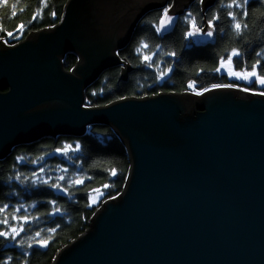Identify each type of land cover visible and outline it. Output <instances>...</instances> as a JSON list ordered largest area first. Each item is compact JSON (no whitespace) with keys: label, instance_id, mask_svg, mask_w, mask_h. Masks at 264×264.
Here are the masks:
<instances>
[{"label":"water","instance_id":"water-1","mask_svg":"<svg viewBox=\"0 0 264 264\" xmlns=\"http://www.w3.org/2000/svg\"><path fill=\"white\" fill-rule=\"evenodd\" d=\"M192 2L68 0L54 28L1 42L0 161L97 125L116 133L130 161L120 195L52 264H264V97L220 88L85 107L106 71L131 72L115 53L146 14L172 3L179 19Z\"/></svg>","mask_w":264,"mask_h":264},{"label":"trees","instance_id":"trees-1","mask_svg":"<svg viewBox=\"0 0 264 264\" xmlns=\"http://www.w3.org/2000/svg\"><path fill=\"white\" fill-rule=\"evenodd\" d=\"M67 2L68 0H46L47 7H44L41 0H0V44L5 40L9 45L16 44L32 32L58 24ZM205 4V0L203 4L193 0L173 28L162 34L156 33L153 25L159 24V15L163 9L146 14L136 28L130 45L119 52L120 58L131 67L127 78L122 77V67L106 71L96 84L86 90L85 104L90 103L91 107H97L121 100L119 98L122 96L129 98L160 93L193 92L187 87L190 81H195L198 91L205 87L211 89L213 84L229 83L239 85L240 88L251 87L253 91H260L257 84L246 86L243 80L229 77L224 70L217 73L214 69L219 66L221 56L227 59L231 49L238 48L243 53V63L236 62V70H240L245 63L251 70V65L260 59L258 71L264 75V58L256 56V52L264 51V22L261 20L264 6L257 0H252L248 6L249 17L246 20L241 17L242 22L249 26L237 36L226 14L228 10L218 8V0H213L207 6H204ZM52 11L56 12L55 18L51 16ZM189 11L196 16L198 26L204 30L209 29L207 22L213 14L219 15V20L214 21L211 40L200 43L195 37L187 40L184 38V33L188 30L184 16ZM36 12H40V15L32 20ZM21 23L26 27L17 31L16 27ZM9 31L13 32L11 37L7 35ZM141 39L149 44V48L144 49L142 54L155 52L151 61L153 67H147L142 62V54L135 52ZM156 45L160 47L156 48ZM168 52H175L176 55L168 56ZM76 62L77 57L70 55L65 58L64 65L70 70ZM168 68L172 71L167 72ZM158 70L167 72L162 80L156 78ZM93 92L97 94L92 95ZM77 142L81 145L79 152H69L67 157L55 152V149L62 147L64 143L75 147ZM17 156L25 157L24 162L16 161ZM41 156L44 157L43 160L36 164L31 163ZM41 167L45 169L44 173H39ZM63 168L68 171L62 172ZM112 169L116 170L115 176L111 175ZM129 169L130 161L125 145L110 127L101 125L88 127L86 134L81 138H48L38 143L16 147L9 157L0 161V206H9L6 212H0V220L7 215L9 225H16L17 228L23 225L25 231L15 241L0 237V262L11 257V264H25V261L27 264H52L62 248L87 230L96 210L105 201L110 200V197L120 195ZM33 171L37 172L41 179L51 177L49 184L57 182L56 177L64 175L65 179L59 183L61 187L69 188V192L63 193L39 181L34 185ZM17 174L20 175V180L15 179ZM77 176L83 179L84 183L70 186V180ZM86 177L92 179L88 180ZM104 184L109 187L103 188ZM96 188L103 194L93 193L98 195V199L95 204H91L87 193ZM49 201L56 203L53 205L48 203ZM21 205L23 207L16 212L15 209ZM55 208L60 211L52 214ZM13 214L17 217L27 216L28 222L13 221ZM50 228H55L56 231L49 232ZM0 230L7 228L0 224ZM37 231L41 232V238L51 237L49 244L42 248L36 245L33 239V247L29 249L27 242L35 237ZM20 240L26 241L24 247L17 246Z\"/></svg>","mask_w":264,"mask_h":264},{"label":"snow or ice","instance_id":"snow-or-ice-1","mask_svg":"<svg viewBox=\"0 0 264 264\" xmlns=\"http://www.w3.org/2000/svg\"><path fill=\"white\" fill-rule=\"evenodd\" d=\"M252 2V0H218V8L220 9H227V16L230 18L232 24L231 27L235 30V33L237 36H240L242 34L243 29L248 28V24L246 22H242L241 17L244 18V20H246L249 17V10H248V6L249 4ZM257 2L261 5L264 6V0H257ZM198 3L203 4L204 0H198ZM41 5H43L44 7H47V3L46 0H41ZM173 5L169 4L167 7L163 8L162 13L159 15V24L158 25H153L155 27V31L158 34H162L164 32H166L168 30L169 27H171L174 24V21L176 19H178V17H175L173 15H170V11L172 9ZM43 9L41 8L40 11H42ZM235 10H239V12L235 11ZM13 15H15V13H13ZM40 15V12H36L33 14L32 16V20L37 19V17ZM51 16L53 18L56 17V12L52 11L51 12ZM219 15L217 14H213L212 18L208 20L207 24H208V28L209 30L205 33L204 29H202L201 27L198 26L197 23V19L196 16L193 15V13L191 11H189L185 16H184V22L188 25V30L184 33V38L187 40L191 37H195V36H199L201 34H205L208 37H212L213 36V32H214V21L219 20ZM261 20L262 22H264V12L261 13ZM55 24H52L51 27H55ZM26 27V25L24 23H21L19 25H17L16 30L17 31H22L24 28ZM7 35L9 37H11L13 35L12 31L7 32ZM5 44L8 43L7 40L4 41ZM160 45H156V48H159ZM149 48V44L146 43L143 39H141L139 41V46L135 48V52L138 54H142L144 49H148ZM116 56H120L119 52L115 53ZM155 55V52L151 53V54H142V62H144L147 67H153V64L151 63L152 61V56ZM166 55L168 56H175L176 53L175 52H168L166 53ZM262 55L261 52H256V56L260 57ZM235 58V59H234ZM243 53L238 49V48H232L231 51L229 52L227 59H225L223 56L220 57L219 60V66L216 67L214 69L215 72L219 73L221 72V70L226 71V74L229 77H233L237 80H243L246 81L249 85L252 84H259L262 88H264V75L259 74V67L261 65V60L257 59L255 61V63H253L251 65V70H249L247 64L245 63L244 66L240 69V70H236V62H242L243 63ZM158 68V65H157ZM172 69L168 68L167 72H171ZM167 72L165 71H157V80H162L164 78V76L167 74ZM189 89H192L193 92L195 93V95L197 96H201L206 92L211 91L212 89H220V88H239L240 91L243 92H252V94L254 95H259L261 97H264V90L262 91H253L251 89V87H242L240 88L239 85H235L232 83L229 84H213L210 88H203L202 90H196L195 88V81H190L188 83L187 86ZM97 93L93 92L92 95H96ZM119 99L123 100V99H127V97H120ZM85 107H91V104H86ZM81 149V145L79 142H77L75 144V147H73L72 144L69 143H64L62 147L60 148H56L55 152L58 154H61L65 157L68 156L69 152H79ZM44 157H37L35 160H32L31 163L36 164L38 163L40 160H43ZM25 157L23 156H17L16 157V161L18 162H24ZM59 167V166H57ZM45 169L43 167H41L39 169V173H44ZM62 172H67L68 169L67 168H63L61 169ZM116 170L112 169L111 170V175L115 176ZM32 177L34 178L32 180V183L35 185L37 184V182L39 181V183H42L43 185H48L53 189H56L58 191H61L63 193H68L69 192V188H64L61 187V184L59 183V181H63L65 179L64 175H60L58 177H56V181L54 183L49 184V180L51 179V177L49 178H44L41 179L39 174L35 171H33L32 173ZM16 180H20V175L17 174L15 177ZM86 179L91 180L92 177H86ZM24 181H21V183H23ZM70 186L73 185H81L84 183L83 179H80L78 176L75 179L70 180ZM109 187L108 184H104L103 188L107 189ZM93 193L102 195L103 193H101L99 188L96 189H92L89 193H87V197L88 200L91 202V204H95L97 199H98V195H94ZM111 199H115V197H110ZM48 203L55 205V201H49ZM8 205L4 204L3 206H0V212H6V210L8 209ZM23 207L22 205L17 207L15 209L16 212L20 211V208ZM60 209L59 208H55L54 212L52 214H55L57 212H59ZM11 219L13 221H20L22 220L24 223L28 222V217L27 216H21V217H17L15 214H13L11 216ZM0 224L5 225V227L7 228V230H0V237H3L5 240H13L15 241L16 238L18 236H20V234L22 232L25 231L23 225H21L19 228L16 227V225H9V218L7 215H5L4 219L0 220ZM49 232H55L56 229L55 228H50L48 229ZM38 238V239H37ZM35 240V244L38 245L39 247L42 248H46L49 244V240L51 239V237L45 239V238H41V232L37 231L35 233V237L30 238L29 241L27 242V247L29 249H31L33 247V243L31 242L32 240ZM26 241L24 240H20L18 242L19 247H24L25 246ZM25 255H28V253H25ZM11 257L6 258L5 260H3L2 262H0V264H11ZM25 264H27V262L25 261Z\"/></svg>","mask_w":264,"mask_h":264},{"label":"rangeland","instance_id":"rangeland-1","mask_svg":"<svg viewBox=\"0 0 264 264\" xmlns=\"http://www.w3.org/2000/svg\"><path fill=\"white\" fill-rule=\"evenodd\" d=\"M209 30V29H208ZM205 31V33L207 32V30H204ZM201 35H203V36H205V38H202L203 40H211L212 39V37H208L207 35H205V34H201ZM201 35H199V36H195V40L196 41H200L198 38H200L201 37ZM263 58H264V51L262 52V55H261Z\"/></svg>","mask_w":264,"mask_h":264}]
</instances>
